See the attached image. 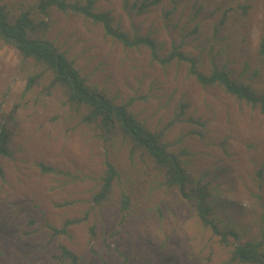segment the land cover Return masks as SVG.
<instances>
[{"label":"rangeland","instance_id":"1","mask_svg":"<svg viewBox=\"0 0 264 264\" xmlns=\"http://www.w3.org/2000/svg\"><path fill=\"white\" fill-rule=\"evenodd\" d=\"M19 3L35 0H1ZM126 1L99 0L116 22L130 33H150L166 54L175 43L199 60L208 72L212 64L226 66L235 76L264 87V0H170L144 14L130 12ZM248 5L247 12L242 6ZM49 35L76 57L91 80L119 102L135 97L131 108L152 128L162 126L183 103L186 116L198 123H178L167 139L172 149L187 148L190 168L207 173L220 186L219 213L233 218L245 232L244 239L260 237V215L264 211V114L238 101L219 86L200 85L189 74L188 65L174 61L166 66L152 61L148 49L126 48L105 36L101 25L80 16L54 11ZM199 27V28H198ZM198 29V30H197ZM247 67V69H245ZM29 63H21L17 50L0 44V106L10 110L16 103L19 133L12 141L13 156H0L4 177L0 178V264H53L58 240L47 244V222L62 226L67 218L91 207L93 178L111 159L122 172L113 200L95 206L89 222L73 226V237L60 240L82 255L80 264H228V249L174 189H156L133 165L120 144H104L87 127L68 121L62 96L43 97L37 91L23 97ZM260 72L253 80V70ZM203 131L205 139L192 133ZM45 162L80 175L68 177L44 173ZM262 171V176L260 175ZM124 191L131 195L133 209L120 224L119 202ZM77 199L70 206H57ZM38 232L26 236L34 228ZM96 223L90 241L89 226ZM127 260L124 263V257ZM235 264V263H231Z\"/></svg>","mask_w":264,"mask_h":264},{"label":"trees","instance_id":"2","mask_svg":"<svg viewBox=\"0 0 264 264\" xmlns=\"http://www.w3.org/2000/svg\"><path fill=\"white\" fill-rule=\"evenodd\" d=\"M99 0H35L33 2H3L0 0V44L14 47L21 63H29L31 70L27 74L23 97L37 91L43 97L60 93L62 104L67 108L68 121L76 126H84L104 144H120L128 151L130 162L139 164L141 170L151 181V192L156 189L176 190L195 213L202 227L210 229L219 237L221 244L228 249L227 263L264 264V211L260 215V237L244 239L242 227L231 217L219 213L221 203L220 186L213 183L207 173L198 174L190 168V156L193 152L187 148L172 149L168 141L169 132L178 123H198L200 120L186 116L183 103L168 122L152 128L147 121L132 110L135 97L128 102H119L105 87L91 80L79 66L76 57L68 49L58 45L49 35L52 27L51 16L54 11L80 16L94 24L101 25L105 36L118 41L126 48H146L152 61L166 66L174 61L188 65L189 74L204 86H219L228 94L264 114V87H257L246 82L243 75L235 76L224 65L212 64L208 71L199 69V60L183 51L175 43L162 54V47L152 34L130 33L116 22L109 10L98 5ZM163 0L126 1L130 12L144 14L158 7ZM174 9L178 0H170ZM248 5L242 6L247 12ZM199 28V27H198ZM198 30V29H197ZM261 54H264V38L261 42ZM247 69V67L245 68ZM260 72L253 70V80L259 78ZM21 104L16 103L10 110L2 111L0 106V156H13L11 141L19 133L18 111ZM192 133L205 139L203 131ZM44 173L68 177V182L84 179L80 175L45 162L37 163ZM262 176V171H260ZM122 172L111 159L105 160L102 173L93 178L96 182L91 190L89 202L91 207L78 216L67 218L62 226L46 223L49 228L47 244L58 240L52 252L53 264H80L82 255L62 240L61 236L73 237L71 228L91 221L95 216V206H103L112 201L115 189L121 180ZM4 169L0 163V178ZM77 199H66L56 203L57 206H70ZM119 223L124 224L130 217L133 202L131 195L124 191L119 202ZM29 225L34 228L23 232L30 236L38 232L36 220L29 218ZM96 223L89 226L90 241L96 236ZM124 257V263L127 256ZM104 264H108L104 262Z\"/></svg>","mask_w":264,"mask_h":264}]
</instances>
